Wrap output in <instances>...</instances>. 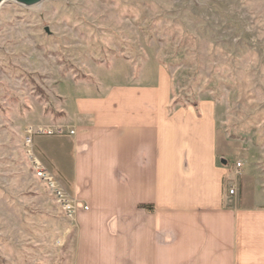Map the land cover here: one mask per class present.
Instances as JSON below:
<instances>
[{"label": "rangeland", "instance_id": "1", "mask_svg": "<svg viewBox=\"0 0 264 264\" xmlns=\"http://www.w3.org/2000/svg\"><path fill=\"white\" fill-rule=\"evenodd\" d=\"M122 61L165 67L173 104L211 100L227 139V178L241 188L255 177L264 189V0H6L0 264H62L70 219L35 176L23 129L58 106L63 80L92 77Z\"/></svg>", "mask_w": 264, "mask_h": 264}, {"label": "crops", "instance_id": "2", "mask_svg": "<svg viewBox=\"0 0 264 264\" xmlns=\"http://www.w3.org/2000/svg\"><path fill=\"white\" fill-rule=\"evenodd\" d=\"M100 72L63 80L58 106L31 123L74 130L34 139L81 204L62 264H264V189L227 178L214 103L173 104L159 63Z\"/></svg>", "mask_w": 264, "mask_h": 264}, {"label": "built area", "instance_id": "3", "mask_svg": "<svg viewBox=\"0 0 264 264\" xmlns=\"http://www.w3.org/2000/svg\"><path fill=\"white\" fill-rule=\"evenodd\" d=\"M65 134H74V130L58 123L29 124L23 129V147L35 176L45 184L48 191L54 197L56 204L60 207L66 217L71 219L77 209L81 206L80 202L63 189L54 174L46 168L34 151L35 138ZM235 168L237 173H239L241 163L237 162ZM234 191L235 187L233 185L230 186L228 192L233 194ZM83 208L87 209V206H83ZM59 244H62V242H59Z\"/></svg>", "mask_w": 264, "mask_h": 264}, {"label": "water", "instance_id": "4", "mask_svg": "<svg viewBox=\"0 0 264 264\" xmlns=\"http://www.w3.org/2000/svg\"><path fill=\"white\" fill-rule=\"evenodd\" d=\"M17 1L23 4H31L32 2H35L37 0H17Z\"/></svg>", "mask_w": 264, "mask_h": 264}, {"label": "bare ground", "instance_id": "5", "mask_svg": "<svg viewBox=\"0 0 264 264\" xmlns=\"http://www.w3.org/2000/svg\"><path fill=\"white\" fill-rule=\"evenodd\" d=\"M6 0H0V5L3 4ZM14 1H17V0H14ZM39 0L35 1V2H32L31 4H35L37 3Z\"/></svg>", "mask_w": 264, "mask_h": 264}]
</instances>
